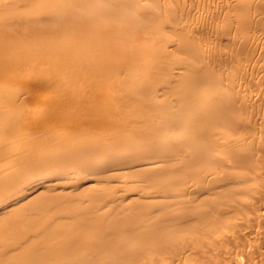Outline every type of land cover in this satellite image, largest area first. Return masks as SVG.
<instances>
[{
    "label": "bare ground",
    "instance_id": "bare-ground-1",
    "mask_svg": "<svg viewBox=\"0 0 264 264\" xmlns=\"http://www.w3.org/2000/svg\"><path fill=\"white\" fill-rule=\"evenodd\" d=\"M0 264H264V0H0Z\"/></svg>",
    "mask_w": 264,
    "mask_h": 264
}]
</instances>
